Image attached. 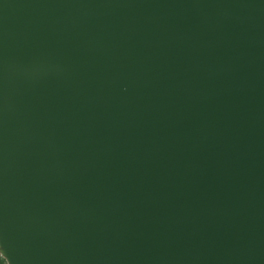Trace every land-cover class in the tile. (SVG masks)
Wrapping results in <instances>:
<instances>
[{
  "label": "water",
  "instance_id": "95a60500",
  "mask_svg": "<svg viewBox=\"0 0 264 264\" xmlns=\"http://www.w3.org/2000/svg\"><path fill=\"white\" fill-rule=\"evenodd\" d=\"M5 264H264V0H0Z\"/></svg>",
  "mask_w": 264,
  "mask_h": 264
},
{
  "label": "rangeland",
  "instance_id": "374dc122",
  "mask_svg": "<svg viewBox=\"0 0 264 264\" xmlns=\"http://www.w3.org/2000/svg\"><path fill=\"white\" fill-rule=\"evenodd\" d=\"M0 264H5L4 260L0 257Z\"/></svg>",
  "mask_w": 264,
  "mask_h": 264
}]
</instances>
